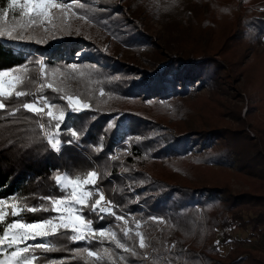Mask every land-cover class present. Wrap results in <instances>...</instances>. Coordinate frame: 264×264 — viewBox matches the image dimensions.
<instances>
[{"label":"trees","instance_id":"16d2710c","mask_svg":"<svg viewBox=\"0 0 264 264\" xmlns=\"http://www.w3.org/2000/svg\"><path fill=\"white\" fill-rule=\"evenodd\" d=\"M87 3L95 16L106 17L101 24L111 35L104 34V43L88 37L79 24H72L79 34L56 32L47 43L35 42L43 35L38 29L30 42L0 39V70L41 60L47 76L42 82H55L89 104L78 114L68 110L59 153L38 138L43 133L36 125L12 123L15 117L0 120V199L23 196L36 204L38 197L57 191L52 179L57 170L97 169L105 174L99 187L118 205L117 214L166 221L142 223L140 230L157 249L149 264H156L155 257L159 264H264V251L246 245L264 236V173L258 167L264 164V48L245 61L247 51L264 41V0ZM0 7H7V0H0ZM0 23L12 25V13ZM116 42L136 54L121 60ZM69 64L84 67L66 79L50 72L63 73ZM45 94L55 96L47 87ZM244 95L249 100L243 111ZM69 129L78 132L79 141L66 143ZM233 179L247 187L234 191ZM25 215L32 221L52 213ZM92 219L96 228L116 223L112 217ZM234 230L247 234L239 237ZM57 243L66 250H37L43 258L35 264H80L68 249L86 245ZM105 247L127 255L114 245ZM116 264L124 262L116 257Z\"/></svg>","mask_w":264,"mask_h":264},{"label":"snow or ice","instance_id":"6c2138e0","mask_svg":"<svg viewBox=\"0 0 264 264\" xmlns=\"http://www.w3.org/2000/svg\"><path fill=\"white\" fill-rule=\"evenodd\" d=\"M90 10L87 0H7V7H0V22L11 12L14 23H0V39L30 42L33 41V33L37 29L43 35L35 39L36 43H47L48 36L56 32L71 33L75 30L79 34V28L74 29L71 20H91L87 15ZM32 63L38 65V69H30L29 65ZM82 67L84 66L69 64L65 66L67 71L63 73L60 68H52L50 72L53 76L61 74L66 79ZM46 80L45 63L41 60L0 70V120L15 117L17 119L12 120V123L36 125L39 132L43 133H37L38 138L44 140L51 150L59 153L64 143L60 136L62 127L66 125L65 106L71 113L78 114L88 109L89 104L82 103L80 97L68 94L63 88L55 86V82H42ZM45 87L55 96L45 94ZM56 100L64 103L55 102ZM113 126L108 125L109 129ZM68 131L71 139L66 141L67 144L80 140L76 130ZM36 138L29 137V140ZM123 171L127 172L128 169L124 168ZM104 175L97 169L75 173L57 170L52 177L57 191L38 197L39 203L30 204L28 197L15 195L0 199V264H35L43 258L37 255V250L41 253L66 250V246L58 245L59 239L86 245L68 249L70 255L80 261V264H87L86 258H94L92 264H106V261L107 264H116L118 257L119 261L129 264L136 259L148 260L152 257L157 249L152 246L151 238L140 230L142 223L148 224L151 221L158 224L166 221L159 217H149L142 222L134 215L117 214L113 209L118 208V205L106 200L103 189L99 187ZM41 212L52 215L40 216L32 221L25 215ZM93 215L100 221L112 217L116 223L96 228ZM93 244L96 245L95 248L92 247ZM106 244L114 245L115 249L127 255L114 253L111 247H105ZM150 248L151 252L139 251ZM164 248L170 250L166 243ZM154 259L156 264H159V258ZM50 264L57 262L52 261ZM60 264L64 262L61 261ZM168 264H172V261H168Z\"/></svg>","mask_w":264,"mask_h":264},{"label":"rangeland","instance_id":"374dc122","mask_svg":"<svg viewBox=\"0 0 264 264\" xmlns=\"http://www.w3.org/2000/svg\"><path fill=\"white\" fill-rule=\"evenodd\" d=\"M83 2V1H81ZM137 4L141 5L144 0H136ZM77 11H80V10H77ZM95 14V13H94ZM93 14V9H91L90 11H87V15L91 17V20L89 21H85L83 19H80V18H74L71 20V23L72 24H79V25H85L86 26V29L84 32L88 33V37L90 38H93L95 40H98V41H102L104 43V41H106V35L104 34H107V36H110L111 33L110 31L108 30V28H106L105 26H103L101 24V22L106 18L104 17L103 15H97L95 16ZM147 22H152V17L151 16H147ZM109 21L112 22V19H109ZM155 27H158L157 25ZM115 42L114 39H111L110 40V44ZM18 46H20L18 44ZM114 48L116 49V52H119L120 53V59L121 60H125L124 58L126 57V55L128 56H131V55H134L136 53H134V51L131 49L130 46H126L120 42H116ZM264 48V41L262 43L259 44L258 48L256 49H250L247 51V55L245 57V61L246 63H250L253 61L254 59V52L255 53H258L260 54L262 52ZM120 50V51H118ZM140 61V60H139ZM141 62V61H140ZM8 70V69H6ZM237 86L243 90V81H239ZM248 98L246 97V95H244V100H243V111L245 109V106L247 105V102H248ZM237 103H241L240 101L238 102V100H233ZM65 112L68 113V109L67 107L65 106ZM125 144L128 146L129 144L127 142H125ZM113 157V156H111ZM259 169L264 173V164H263V160L259 163ZM231 185H232V189L234 191L236 190H240L242 188H245L247 187L246 185H244L243 183H241L240 180H237V179H233L232 182H231ZM198 216H202V207L201 208H198ZM236 236H239V237H245L247 232L246 231H243V230H234L233 232ZM29 243H32L31 241H29ZM230 245V244H228ZM246 245H250L252 247V249H256L257 251H264V236H260V237H255L253 238L252 240H250V242H248ZM228 248L227 245L223 246V252L226 251ZM6 258V257H5Z\"/></svg>","mask_w":264,"mask_h":264},{"label":"built area","instance_id":"2783aa9c","mask_svg":"<svg viewBox=\"0 0 264 264\" xmlns=\"http://www.w3.org/2000/svg\"><path fill=\"white\" fill-rule=\"evenodd\" d=\"M12 49H13L14 51H18V50H19V46H18V45H15V46L12 47ZM105 197H106V195H105ZM106 200H108L107 197H106ZM198 208H201V206L198 205V206H197V209H198ZM145 251L151 252V248H150V249H146ZM150 259H151V257H150L148 260H144L145 264H149ZM232 264H238V263H232Z\"/></svg>","mask_w":264,"mask_h":264}]
</instances>
